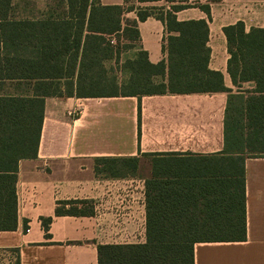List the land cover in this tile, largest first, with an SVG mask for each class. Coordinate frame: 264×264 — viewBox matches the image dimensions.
<instances>
[{
    "label": "trees",
    "instance_id": "1",
    "mask_svg": "<svg viewBox=\"0 0 264 264\" xmlns=\"http://www.w3.org/2000/svg\"><path fill=\"white\" fill-rule=\"evenodd\" d=\"M132 1V2H131ZM163 3L157 5V3ZM137 4V6H136ZM12 0H0V232L17 228L16 182L18 163L37 157L47 97L107 98L148 95L226 93L223 151L204 175L201 161L156 168L146 183V243L98 245V264H193V245L245 240L243 162L264 158V28L244 31L237 22L222 28L226 40V72L236 93L222 86L218 72L208 70L206 46L210 20L208 5L180 0H124L101 6L97 0H67L65 17L15 20ZM198 8L206 20L177 22L175 14ZM136 14L135 20L124 15ZM153 17L164 27L161 50L165 58L149 63L139 51L127 62L129 77L112 90L89 76L108 59L105 35L139 41L138 23ZM86 74V76H85ZM156 79L160 82L156 83ZM10 83L11 85H7ZM244 84L249 90H240ZM29 87L28 94L6 93V88ZM96 160L97 173L112 178L135 175L138 160ZM61 202L56 215H77ZM62 207V208H61ZM51 218L42 219L46 236ZM15 264H20L18 259Z\"/></svg>",
    "mask_w": 264,
    "mask_h": 264
},
{
    "label": "crops",
    "instance_id": "2",
    "mask_svg": "<svg viewBox=\"0 0 264 264\" xmlns=\"http://www.w3.org/2000/svg\"><path fill=\"white\" fill-rule=\"evenodd\" d=\"M61 1L66 14L67 0ZM180 1L208 5L207 68L221 75L225 89H232L222 28L237 22L245 32L264 28V0ZM97 3L117 6L124 0ZM38 9L37 16L14 19L50 17L49 8ZM124 18L135 20L136 14ZM175 18L177 22L207 19L195 7L178 11ZM138 32V51L147 54L149 63L164 60L161 22L150 17L138 23ZM226 96L207 92L140 99L45 98L37 157L18 163L17 228L0 232V264H15V251L20 264H98V245L145 244L146 183L153 180L156 168L172 170L174 163L200 158L204 175L210 176V163L225 157L221 153ZM132 158L138 160L133 176L112 178L95 170L96 160H108L98 165L102 168ZM243 176L245 240L195 243L193 264H264V158H246ZM73 201L81 203L63 208L79 214L56 215L57 204ZM46 218H51L49 236L42 226Z\"/></svg>",
    "mask_w": 264,
    "mask_h": 264
},
{
    "label": "rangeland",
    "instance_id": "3",
    "mask_svg": "<svg viewBox=\"0 0 264 264\" xmlns=\"http://www.w3.org/2000/svg\"><path fill=\"white\" fill-rule=\"evenodd\" d=\"M13 2L14 6L10 12L13 18L26 15L37 16L36 14L40 13L38 9L39 6L41 8L42 6H45L47 7V10L49 8V16L65 17V12L63 11V2L61 0H13ZM162 4L163 3L161 2L157 3V5ZM27 6L36 8L38 11L27 12L26 10H23V8L25 9ZM104 37L106 44L103 47L109 48L108 53L111 57L101 61V68L103 72L96 68L95 71L89 73V76L99 77L98 79L100 83L96 86L103 88L107 92L112 90V85L110 82L111 79L114 78V82L118 84V92L120 93L123 92L121 85L124 84V82L129 77V70L126 69L127 62L134 60L137 57L139 51L136 42L132 40H125L121 35H105ZM155 81L156 83L160 82L159 79H156ZM7 85L11 84L7 83ZM249 88L250 85L244 84L241 86L240 90L245 91L249 90ZM28 89V86L22 85L19 88H6L5 92L26 95L28 94ZM230 91L234 94L237 92V89L233 87L230 89Z\"/></svg>",
    "mask_w": 264,
    "mask_h": 264
}]
</instances>
